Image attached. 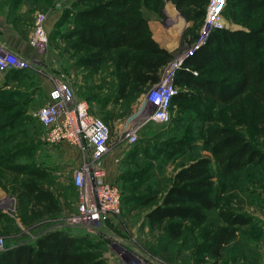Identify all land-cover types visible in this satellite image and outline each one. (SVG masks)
Masks as SVG:
<instances>
[{"label": "rangeland", "instance_id": "rangeland-1", "mask_svg": "<svg viewBox=\"0 0 264 264\" xmlns=\"http://www.w3.org/2000/svg\"><path fill=\"white\" fill-rule=\"evenodd\" d=\"M70 1L42 0L38 4L21 0V7L9 16L0 11L4 23L13 21L14 12L21 15V20L9 24L28 44L35 15L41 13L44 16L46 40L37 45L30 44L33 51L26 58L13 51L26 61L24 74L18 82L13 87L4 84L13 79L14 74L10 72L7 78L5 71L0 70V121L6 120L14 111V107L8 109V105L23 100L28 94L24 98L28 100L22 113L15 117L21 115L20 121L0 134L4 144L13 150L16 148L17 152L11 155L10 162H24L28 168L48 165L47 170L44 168L45 174L37 180L53 193L57 203L55 212L24 222L13 192L15 180L24 174L0 165L2 249L5 244L15 242L33 243L42 232L64 228L78 236L79 245L93 253L95 257L92 260L100 264H264V161L229 174L214 173L216 207L205 212L201 223L191 224L188 219H182V231L178 236L170 237L171 232L163 227L164 223L148 228L143 222L147 209L160 202L173 173L196 156L210 154L199 148L201 129L206 123H226L246 137L258 132L257 141L251 140L264 153V131L259 134L260 130L254 127L253 120L241 122L236 119L238 116H231L232 102L214 107L212 116L215 119L211 121L206 120L200 105L185 100L183 105H170L166 122H143L157 99L159 89H155L153 83L168 72L174 79L182 57L191 52L201 34L203 19L194 29L197 20L185 18L171 0H163L157 12L143 5L150 35L158 45L166 44L172 56L152 84L140 85L120 97L115 96L117 99H109L108 94L116 83L110 67H102L93 76H87L77 62V55L68 49L67 40L61 37L70 24L69 19H61L62 10ZM223 14L226 27H238L236 22ZM191 33H196L194 39H191ZM0 43L8 47L1 40ZM56 79L66 82L74 96L86 98L91 112L108 125L109 136L102 156L104 173L100 179L117 188L119 194L113 207L87 209L81 201V191L72 182V174L83 164V182L87 188L90 186L92 170L88 150H81L78 163L64 161L67 147L61 150L49 147L43 138V126L33 116V110L46 101L47 91ZM176 87L180 91L190 90L183 85ZM133 130L136 140L130 143L127 135ZM165 138H184L186 142L166 157L164 153L172 149L164 146ZM162 148L164 152L159 154L157 151ZM146 156H154L155 159H151V168L144 169ZM105 159L109 165L108 177L105 176ZM220 207L247 215L249 221L235 225L236 233L219 257L204 255L197 250L196 244L201 240V231L215 219V212Z\"/></svg>", "mask_w": 264, "mask_h": 264}, {"label": "trees", "instance_id": "trees-1", "mask_svg": "<svg viewBox=\"0 0 264 264\" xmlns=\"http://www.w3.org/2000/svg\"><path fill=\"white\" fill-rule=\"evenodd\" d=\"M20 1L0 0V11L9 16L21 7ZM23 1L39 4L42 0ZM206 1L171 0L185 18L197 20L194 29L203 19ZM162 3L163 0H71L63 8L61 19H69L70 24L61 37L67 40L68 49L77 55V62L87 76H93L102 67H110L116 83L108 94L109 99H117L115 96L120 97L140 85L152 84L159 70L170 60L171 52L151 37L142 11V6L146 5L157 12ZM222 14L238 27H212L203 42L182 57L173 82L190 90H176L169 107L191 100L200 105L206 120L211 121L215 119L214 107L232 102L230 115L238 116L236 119L241 122L253 120L260 134L264 131V0H225ZM12 18L9 23L14 24L21 20V15L14 12ZM195 37L196 33H191V39ZM23 70H6L5 76L8 78L11 72L14 78L4 84L10 86V80L18 82ZM24 98L7 106L8 109L14 107V111L0 121V132L20 121L21 115L15 117L23 111L28 100ZM257 134L246 137L226 123H206L201 129L199 148L210 154L196 156L173 173L160 202L145 212L144 224L152 228L164 223L163 227L174 238L182 231V219H188L191 224L201 223L205 212L212 211L217 204L214 173L229 174L264 161V153L251 140L257 141ZM1 137L0 134V165L24 174L15 180L13 187L20 218L27 223L55 212V196L37 180L45 174L44 167L28 168L24 162H10L16 148L13 150L4 144ZM185 142L184 138H165L164 146L172 150L164 155L168 157ZM157 152L163 153L164 148ZM144 159L147 161L144 169L151 168V159L155 157ZM248 219L247 215L220 207L215 219L201 231L197 250L219 257L234 237L235 225L246 224ZM79 240L64 228L49 229L39 234L33 243L5 244L0 249V264H100L92 260L95 255L83 249Z\"/></svg>", "mask_w": 264, "mask_h": 264}, {"label": "built area", "instance_id": "built-area-1", "mask_svg": "<svg viewBox=\"0 0 264 264\" xmlns=\"http://www.w3.org/2000/svg\"><path fill=\"white\" fill-rule=\"evenodd\" d=\"M225 0H207L201 34L195 41L196 47L200 45L206 33L212 27L225 26L222 16V8ZM46 40V28L44 16L37 13L34 17L32 33L29 38L31 45L43 43ZM25 59L17 56L11 50L0 43V70L6 71L12 68H25ZM195 72V71H193ZM157 91L155 106L143 119V122H166L169 118V101L176 92V85L172 79V73H166L157 83H153ZM33 116L44 128V140L50 144L62 141L79 148L88 150L89 166L92 170L90 186L87 188L83 182L85 166L82 164L72 174V182L81 191V201L87 209H104L113 207L118 198L117 188L109 181L100 179L104 173L103 153L109 136V128L106 122L94 115L84 98L73 95L70 86L61 79H56L47 91L46 101L33 110ZM136 132L128 133L127 141L134 142ZM83 184V186H82ZM91 197H90V193ZM0 249L2 246L0 244Z\"/></svg>", "mask_w": 264, "mask_h": 264}, {"label": "crops", "instance_id": "crops-1", "mask_svg": "<svg viewBox=\"0 0 264 264\" xmlns=\"http://www.w3.org/2000/svg\"><path fill=\"white\" fill-rule=\"evenodd\" d=\"M0 40L5 42L6 45L8 47H6L7 49L13 51H16L18 53L19 56H23V57H28L32 51H33V47L28 44L24 38H22L21 36H19V34H17V32L11 27V25L9 23H4L3 21V17L0 16ZM152 37V36H151ZM153 38V37H152ZM154 39V38H153ZM155 40V39H154ZM156 41V40H155ZM165 49H167L166 44L165 45H159ZM2 81V80H0ZM17 81L13 80V81H9L8 83L12 86L15 85ZM49 147H52L54 149H59L61 150L62 148H66L65 153L67 154H63L64 156V161L71 163V162H79V154L82 153L81 150L71 144H69L68 142L62 141L59 143H46ZM105 176L108 177V174L110 173L109 171V165L106 163V159H105ZM48 166V165H47ZM47 166H44V168L47 170Z\"/></svg>", "mask_w": 264, "mask_h": 264}]
</instances>
